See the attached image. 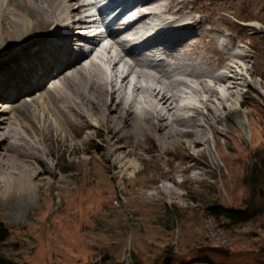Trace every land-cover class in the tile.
<instances>
[{
    "label": "rangeland",
    "instance_id": "rangeland-1",
    "mask_svg": "<svg viewBox=\"0 0 264 264\" xmlns=\"http://www.w3.org/2000/svg\"><path fill=\"white\" fill-rule=\"evenodd\" d=\"M172 9L178 12L167 17L194 21L186 34L166 42L175 46V55L187 53L196 60L207 56L216 64L223 41L243 54L246 76L258 84L251 81L240 90L245 126L213 121L201 146H163L147 136L141 141L140 158L129 157L135 165L121 175L110 148L92 147L103 144L98 136L88 142L91 151L82 153V160L70 161L61 151L52 158L40 144L61 179L50 177L24 210L10 214L0 200V220L9 231L0 245L3 256L20 264H108L101 261L107 249L106 255L120 264H161L165 257L174 264L198 263L194 259L264 264V217L243 221L238 213L216 217L208 209L214 204L241 209L228 192L230 169L222 151L237 154L234 147L244 153L264 143V33L248 26L253 21L264 26V0H174ZM240 16L250 21L238 23ZM105 67L119 87L116 69L123 64L111 68L107 62ZM120 87L132 96L149 98L145 92L133 93L132 84ZM3 95L0 100L8 101Z\"/></svg>",
    "mask_w": 264,
    "mask_h": 264
},
{
    "label": "bare ground",
    "instance_id": "bare-ground-1",
    "mask_svg": "<svg viewBox=\"0 0 264 264\" xmlns=\"http://www.w3.org/2000/svg\"><path fill=\"white\" fill-rule=\"evenodd\" d=\"M173 1L138 0L142 8L134 24L142 27V33L159 30L150 38L137 43L142 33L134 24L123 30L130 31L124 39L132 43L130 47L116 39L120 33L109 35L108 47L115 54L107 60L111 68L123 64V69H116L120 86L132 84L133 93L145 92L149 97V102L142 99L146 103L136 107L138 100L129 98L110 71L90 58L102 40L94 37L92 46L84 48L90 43L83 32L89 1L0 0V89L6 91L0 95L8 99L0 100V200L10 214L29 207L50 177L61 179L40 144L52 158L61 151L70 161L82 160L81 154L91 151L88 142L98 136L103 144L92 147L110 148L121 175L135 165L129 157L140 158L141 141L147 136L163 146L183 142L201 146L213 121L245 126L240 90L251 81L258 84L247 78L243 54L223 41L216 64L207 56L196 60L187 53L175 55V46L166 42L186 34L194 21L167 17L178 12L172 9ZM150 17L159 19L158 25L145 26L144 19ZM248 26L264 33L257 21ZM153 45H159L155 52H145ZM155 54L161 58L151 62ZM131 76L137 80L131 82ZM139 79L146 84L140 85ZM183 86L191 90L185 92ZM191 94L200 97L202 106L183 102L186 97L193 100ZM233 100L234 105L228 106ZM179 110L191 114L181 116L175 112Z\"/></svg>",
    "mask_w": 264,
    "mask_h": 264
},
{
    "label": "trees",
    "instance_id": "trees-1",
    "mask_svg": "<svg viewBox=\"0 0 264 264\" xmlns=\"http://www.w3.org/2000/svg\"><path fill=\"white\" fill-rule=\"evenodd\" d=\"M249 17L240 16L237 19L247 21ZM264 76V73L261 72ZM264 141V137L263 140ZM233 142V141H232ZM237 141H234L236 143ZM240 147V145H239ZM232 147L236 150L237 154H226L222 151L221 157L224 159L226 165L230 169L228 184V192L231 195L234 204H240L241 209L233 210L228 207L214 204L208 207L210 213L216 217L230 216L231 213H238L243 221L250 220L251 218L264 217V143L256 147H251L244 153L239 152V148ZM240 172V173H239ZM244 192L241 194V189ZM239 208V207H237ZM8 228L0 220V245L9 236ZM264 252V251H263ZM102 262L108 264H120L116 262L115 257H108L106 255L107 249H104ZM108 262H107V261ZM202 263L205 259H194ZM0 264H20L13 258L5 257L0 252ZM97 264V263H94ZM134 264H137L135 262ZM161 264H174V260L170 257H165ZM180 264H187L181 262ZM235 264V263H234ZM237 264V263H236Z\"/></svg>",
    "mask_w": 264,
    "mask_h": 264
},
{
    "label": "water",
    "instance_id": "water-1",
    "mask_svg": "<svg viewBox=\"0 0 264 264\" xmlns=\"http://www.w3.org/2000/svg\"><path fill=\"white\" fill-rule=\"evenodd\" d=\"M193 264H208V263H199V262H198V263H193Z\"/></svg>",
    "mask_w": 264,
    "mask_h": 264
}]
</instances>
